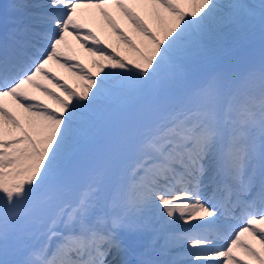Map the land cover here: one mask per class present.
I'll return each instance as SVG.
<instances>
[{"label":"snow or ice","instance_id":"snow-or-ice-1","mask_svg":"<svg viewBox=\"0 0 264 264\" xmlns=\"http://www.w3.org/2000/svg\"><path fill=\"white\" fill-rule=\"evenodd\" d=\"M13 7L0 41V264H264V61L238 73L219 58L233 25L264 36V0ZM33 229L55 246L9 258ZM149 231L184 258L138 252Z\"/></svg>","mask_w":264,"mask_h":264},{"label":"bare ground","instance_id":"bare-ground-1","mask_svg":"<svg viewBox=\"0 0 264 264\" xmlns=\"http://www.w3.org/2000/svg\"><path fill=\"white\" fill-rule=\"evenodd\" d=\"M222 3H230L231 0H221ZM249 3H256L258 4L260 0H248ZM47 3V0H0V41H3L1 38V34H8V32L11 31V29L15 26L13 24V20L20 15V12H16L13 5L16 4H27L32 6L31 9L25 10V11H35L37 8H39L42 5H45ZM97 27V31L99 32V27ZM39 29V28H38ZM102 35V38H108L104 33L100 32ZM111 42H115V37L109 38ZM264 40V36L261 35L260 29L257 26L254 29H247L246 27H241L238 25H233L232 28L229 30V36L227 42L223 45L222 51L219 53V58L221 60H231L233 62L232 66L227 65L230 69L238 72H248V71H259L260 65L263 60L260 62H254V61H246V59L239 58L240 56H237L240 51L247 50V46L253 45L256 42H262ZM73 45L79 49V44L73 41ZM82 50V49H81ZM83 51V50H82ZM247 55H250L249 52L246 51ZM121 55H125V52L121 50ZM79 58L84 60L85 63H88L87 54L84 52H81L79 49ZM239 58V59H238ZM90 66V65H89ZM55 70H52L58 78H63L68 81V83L73 84L75 86V78L72 76V74L64 68H60L58 65H55ZM193 73L195 74V70H193ZM49 87H52V85H49ZM58 90V89H57ZM40 96V99L45 100L46 102L51 103V101L48 100L47 97H45L43 94H38ZM89 189L87 184H83L80 186H77V188L74 190L73 196H70L68 201H66L64 207L65 210L68 212L72 211V208L75 207V200L77 196H83L84 194L88 193ZM69 202V203H68ZM149 218L157 217L158 211L156 209H152L147 213ZM37 235V236H36ZM44 236L43 231H37L36 229H33L27 236L24 237L22 246L14 256L10 254L9 258H20L23 251L28 248L35 245H38V239L41 236ZM46 239V244H51L53 246L54 243H56L55 238L48 239L44 236ZM245 239H249L251 243H253L257 248L260 247L258 243L255 241H251L250 237H245ZM151 247L155 249V252L153 253V257L160 261H177L179 262L182 260L183 253L182 249L178 251H173L172 249L178 246H166L164 239L155 236V234L146 232L140 242L138 252L144 251L146 248ZM237 255H241V252H237ZM133 264L140 259V256L138 254L136 255H129L128 257Z\"/></svg>","mask_w":264,"mask_h":264},{"label":"rangeland","instance_id":"rangeland-1","mask_svg":"<svg viewBox=\"0 0 264 264\" xmlns=\"http://www.w3.org/2000/svg\"><path fill=\"white\" fill-rule=\"evenodd\" d=\"M39 45V43L37 44V46ZM40 46V45H39ZM259 46H264V40L262 41V42H256V43H254L253 45H250V46H247V50H242V51H240V53L237 55V56H240L239 58H242V59H246V61H254V62H260L261 60H263L264 59V55L258 60V61H255V60H253V56H254V53H253V49H255V48H257V47H259ZM80 51L81 52H83L81 49H80ZM246 51L247 52H249V54L250 55H247L246 54ZM238 58V59H239ZM221 62L224 64V65H231L232 66V64H233V62L231 61V60H227V59H225V60H221ZM51 66V69L52 70H55V64H51L50 65ZM194 74V73H193ZM74 194V193H73ZM73 196V195H72ZM69 199V198H68ZM68 199H67V201H68ZM69 203V202H68ZM38 228H39V225L37 226ZM149 232H151V231H149ZM37 236V235H36ZM41 241H43V239L41 238L40 239ZM174 250H178V248H174Z\"/></svg>","mask_w":264,"mask_h":264}]
</instances>
